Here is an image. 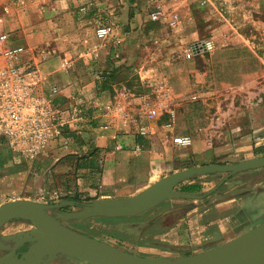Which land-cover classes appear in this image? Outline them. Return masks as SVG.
Returning a JSON list of instances; mask_svg holds the SVG:
<instances>
[{"label":"rangeland","instance_id":"obj_1","mask_svg":"<svg viewBox=\"0 0 264 264\" xmlns=\"http://www.w3.org/2000/svg\"><path fill=\"white\" fill-rule=\"evenodd\" d=\"M159 4L167 14H179L178 26L152 19ZM105 10L107 11L101 14V24L111 23L110 16L114 15L131 19L139 14L144 20L140 28H133L125 23L121 31L128 36L126 42H122L116 32V47H107L108 61L120 58L124 61L120 67H114L117 69L110 70L111 86L108 89L112 97L118 98L116 104H110L119 108L124 115L123 119L135 130V134L145 135L141 133V127L145 126L149 130L152 124L158 128L163 140L166 136L172 138L178 134H188L194 139L191 146L174 144L170 154L175 160L167 171L170 172L177 165L187 168L219 166L264 156V0H107ZM115 24L118 31L119 23ZM208 45L212 48H207ZM130 47L133 51L129 56ZM76 74L80 78L82 71L79 69ZM78 84L75 95L83 93L82 81L79 80ZM99 91L101 89L98 88L95 97H99ZM60 103L67 106V101L60 100ZM91 106L95 117L101 105L91 102ZM150 107L161 108V113L152 120L148 117ZM170 108L175 110V116L169 112ZM172 120L176 126L175 132L166 126ZM81 141L82 137L76 136L74 145L78 147ZM208 144L226 149L218 150L217 155L198 162L195 150L207 147ZM56 152L45 157H54ZM75 155L74 160L87 156L82 152ZM0 160V174L7 172L4 167L11 162L27 161L14 152L9 144L0 149ZM32 167L33 177L28 188L17 196L23 197L20 199L25 196L37 198L48 204H63L50 211L55 214L66 213L72 203L64 201L74 202L73 197L66 192L52 197L49 188V192H46L47 181L41 178L40 169ZM98 172L100 171L97 170ZM94 182V185L98 184L97 179ZM196 183L205 187L203 191L195 192L202 198L188 196L168 200L160 204L158 209L186 212L191 208H198L202 212H208L204 216L206 221L233 214L232 223H243V227H249L248 230L264 221V167L234 174L224 171L198 172L188 177L180 187ZM210 188L213 190L209 194L207 191ZM11 200L14 199H5V202ZM5 202L0 201V205ZM185 207L188 209H184ZM177 217L175 215L162 219L154 226H149L153 217L145 215L139 224L146 226V230L133 227V221L130 224H107L106 230H114L117 236L123 235L118 239L109 233L111 235L108 239L120 243L118 247L124 250L146 256L154 253L147 252L142 247L154 246L158 252L172 257L208 249L204 245L173 248L174 243H168L173 242L172 239L159 237V233L177 222ZM126 218L128 217L115 219ZM227 222L229 224H219L229 228L231 220ZM219 224L213 223L210 227L212 232L220 228ZM33 227L34 224L27 220L8 222L0 230V234L5 236L2 237V243L14 245L20 235ZM5 252V249L0 250V256ZM50 264L87 263L59 255Z\"/></svg>","mask_w":264,"mask_h":264},{"label":"crops","instance_id":"obj_2","mask_svg":"<svg viewBox=\"0 0 264 264\" xmlns=\"http://www.w3.org/2000/svg\"><path fill=\"white\" fill-rule=\"evenodd\" d=\"M82 6H87L88 9L84 11L81 9ZM7 7H10L9 11L5 10ZM106 7L107 0H0V29L11 34L13 44H25L29 47L26 59L39 62L41 68L50 73V83L61 86L62 94L59 100L67 101L69 105L80 80L82 92L86 97L91 102L101 105L96 111L93 124L79 136L82 137V141L78 147L73 144L67 149H59L54 157L44 156L34 165L25 160H16L4 167L7 172L0 174V201L23 198L17 195L28 188V183L33 177L32 166H36L40 169L41 178L47 181L46 192H49V188L52 197L66 192L71 196L79 195L83 199L82 205H70L67 219L62 222L91 236L109 240L116 246L121 244L108 239L109 235H115L118 239L123 235L117 236L114 230L110 232L106 230L107 224L123 222L130 224L133 221V227L146 230V226L139 224L145 215L153 217L149 226H154L162 219L178 216L176 223L168 226L162 235L159 233V237L172 239L173 242L168 243H174L173 248H186L191 245H204L205 248H209L244 233L249 227H243V223L239 225L232 223L233 214L214 221H206L204 216L208 212H202L198 208L186 210L187 213L180 210L158 209L160 204L168 200L186 198L188 195L196 198L202 196L196 194L200 191L188 193L180 187L182 183H186L187 178L168 184L176 175L187 169L177 165L170 172L167 171L175 160L170 154L175 144L174 137L166 136L163 140L158 128L152 124L145 135L135 134V130H132L130 124L123 119L124 115L120 110L108 111L106 108L107 104H116L118 101V98L112 97L108 88L101 89L98 92L99 97H95L96 91L103 85L110 70L117 69L114 67H120L124 62L121 58L108 61L107 47L108 45L116 47V38L101 40L95 33L96 27L102 25L101 14L107 11ZM110 17L111 23H119L117 37L122 38V42H126L128 38L126 33L121 31L125 23L138 28L144 21L139 14L131 19H125L122 15ZM132 51L133 48L130 47L129 56ZM66 59L69 60L68 70L62 68V63ZM79 69L82 71L80 78L76 74ZM175 131L176 126L172 132ZM202 147L195 150V159L198 162L217 155L218 150L226 149L215 147L213 144ZM80 152L86 153L87 156L81 157V160L76 157L78 159L74 160L75 154ZM97 170L100 172L97 173ZM94 179L98 180V184H93L96 183ZM201 187L203 191L205 187ZM210 189L208 193L213 190ZM24 198L37 200L27 196ZM56 201L58 202V199ZM68 201L70 200L64 202ZM153 203L155 204L150 205ZM231 203L233 205V202ZM120 207L134 209L127 214L114 213ZM81 212L87 214L81 217L69 216L71 213ZM125 216L128 218L115 219ZM229 219L231 220L229 228L219 224L228 223ZM213 223L220 225L214 232L210 228ZM2 237L0 234V245L3 244ZM143 248L154 253L148 254L149 256L172 257L170 254L158 252L154 246Z\"/></svg>","mask_w":264,"mask_h":264},{"label":"built area","instance_id":"obj_3","mask_svg":"<svg viewBox=\"0 0 264 264\" xmlns=\"http://www.w3.org/2000/svg\"><path fill=\"white\" fill-rule=\"evenodd\" d=\"M157 7L153 20H163L174 27L179 25L178 13L169 15L160 4ZM5 10L9 11L10 7ZM116 32L115 23L99 25L95 31L101 40L114 37ZM28 51V46L13 44L11 34L0 31V134L14 152L34 163L59 149L71 147L76 136L82 135L95 117L91 101L84 93L73 95L72 102L63 106L59 100L61 86L50 83V73L39 62L26 59ZM62 68L69 69V60L63 61ZM106 108L117 109L113 104H107ZM160 111V107H150L148 117L156 118ZM169 112L175 116V110L170 108ZM166 126L173 130V120ZM140 131L146 134L149 130L142 126ZM173 140L181 147L194 143L188 134L175 135Z\"/></svg>","mask_w":264,"mask_h":264},{"label":"water","instance_id":"obj_4","mask_svg":"<svg viewBox=\"0 0 264 264\" xmlns=\"http://www.w3.org/2000/svg\"><path fill=\"white\" fill-rule=\"evenodd\" d=\"M259 167H264V156L234 164L191 167L176 175L168 184L203 171L234 174ZM69 202L75 204L73 201L66 203ZM62 205L28 198L1 204L0 230L16 219L27 220L34 227L20 235L14 245H0V250H8L0 256V264H50L59 255L87 264H264V221L230 240L193 254L181 257L146 256L124 250L63 223L62 220L67 219V212L55 214L50 211ZM133 209L134 207H120L114 213L127 214ZM86 214L87 212L71 213L69 216L81 217ZM26 243L31 244L26 251L20 252L19 249Z\"/></svg>","mask_w":264,"mask_h":264},{"label":"trees","instance_id":"obj_5","mask_svg":"<svg viewBox=\"0 0 264 264\" xmlns=\"http://www.w3.org/2000/svg\"><path fill=\"white\" fill-rule=\"evenodd\" d=\"M111 75H112V73L111 72H109L108 74H107V78H106V80L103 82V85L99 88V89H104V88H109L111 85H110V83H109V81H111L110 79H111ZM8 146V143H7V140L0 134V149H2V148H4V147H7ZM1 161V160H0ZM36 162V161H35ZM35 162H34V164H35ZM33 164V165H34ZM202 185L201 184H192V185H188V186H185V187H183V189L185 190V191H190V192H194V191H201V189H202V187H201ZM73 197V199L72 200H74V202L76 203V204H78V205H82L84 202L82 201L83 199L80 197V196H78V195H75V196H72Z\"/></svg>","mask_w":264,"mask_h":264},{"label":"flooded vegetation","instance_id":"obj_6","mask_svg":"<svg viewBox=\"0 0 264 264\" xmlns=\"http://www.w3.org/2000/svg\"><path fill=\"white\" fill-rule=\"evenodd\" d=\"M30 244H31V243H26L24 247H22L21 249H19V251H20V252H24V251H26V250L28 249V247H29Z\"/></svg>","mask_w":264,"mask_h":264}]
</instances>
